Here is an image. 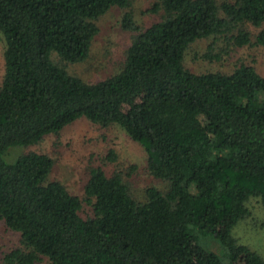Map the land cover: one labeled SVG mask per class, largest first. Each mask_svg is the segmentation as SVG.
Segmentation results:
<instances>
[{"label": "trees", "instance_id": "trees-1", "mask_svg": "<svg viewBox=\"0 0 264 264\" xmlns=\"http://www.w3.org/2000/svg\"><path fill=\"white\" fill-rule=\"evenodd\" d=\"M131 5L0 0V221L19 234L0 264H264L233 234L250 215L251 197L264 207V74L244 60L230 72L184 64L201 39H211L207 61L264 48V0H154L147 11L159 17L145 27ZM113 7L124 10L119 24L131 41L117 71L84 81L67 65L87 59L96 21ZM82 117L118 125L140 143L148 174L164 188L146 186L138 198L127 178L135 164L110 175L90 166L80 197L48 178L47 153L3 160L9 147L37 143ZM103 159L117 156L110 149ZM83 202L92 215L79 214ZM192 242L206 252L204 263Z\"/></svg>", "mask_w": 264, "mask_h": 264}, {"label": "rangeland", "instance_id": "rangeland-1", "mask_svg": "<svg viewBox=\"0 0 264 264\" xmlns=\"http://www.w3.org/2000/svg\"><path fill=\"white\" fill-rule=\"evenodd\" d=\"M154 0H132L134 20L139 26L145 27L155 19L159 13L147 11ZM123 9L110 8L97 21L98 33L94 37L89 56L86 60L67 65V70L84 81H96L112 75L119 68L124 52L131 41V32L124 30L119 20ZM252 31H255L250 28ZM211 39H201L192 43L185 54L184 64L191 71L199 73L204 71L230 72L238 61H246L264 74V48L245 46L232 49L230 54H223L220 60L207 61L202 57L206 52L207 44ZM218 45H224L219 41ZM4 37L0 32V82L3 75ZM197 126L202 131L208 129V122L204 117L197 119ZM114 150L117 160L109 162L103 157L108 151ZM28 152H44L54 160V165L48 175L63 183L70 193L80 197L88 178L90 166H100L107 175L115 170H125L130 164L136 169L131 176L134 194L142 197L146 186L164 188V183L151 177L146 170V153L143 146L133 141L118 125L101 127L82 117L63 128L59 133L49 134L39 142L31 145H16L9 147L2 158L7 163L14 162L21 154ZM126 166V167H125ZM250 215L237 222L233 234L240 243L264 256V207L256 198L251 197L247 203ZM83 217L92 215V208L83 202L79 210ZM222 229V225L220 226ZM19 234L5 227L0 221V263L4 253L18 245ZM195 260L204 263L206 252L200 248L198 242L190 245ZM35 264H50L42 258Z\"/></svg>", "mask_w": 264, "mask_h": 264}]
</instances>
